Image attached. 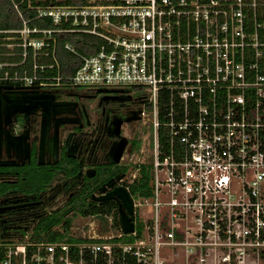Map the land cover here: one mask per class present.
I'll return each mask as SVG.
<instances>
[{
	"label": "built area",
	"instance_id": "2783aa9c",
	"mask_svg": "<svg viewBox=\"0 0 264 264\" xmlns=\"http://www.w3.org/2000/svg\"><path fill=\"white\" fill-rule=\"evenodd\" d=\"M60 1L0 42V86L134 100L147 161L130 185L149 163L152 195H132V233L98 212L57 242L63 222L37 240L40 225L12 222L0 195V264H264V0ZM57 34L102 44L86 56L66 43L81 61L68 77Z\"/></svg>",
	"mask_w": 264,
	"mask_h": 264
},
{
	"label": "flooded vegetation",
	"instance_id": "af4514ba",
	"mask_svg": "<svg viewBox=\"0 0 264 264\" xmlns=\"http://www.w3.org/2000/svg\"><path fill=\"white\" fill-rule=\"evenodd\" d=\"M41 91L54 92L57 102L69 101L75 105L72 114L58 117L67 120L60 124L58 130V164H48L51 158L47 154L44 163H39L40 112L30 115L29 122L23 113H17L7 127L11 137L29 130L28 159L17 158L16 149L9 147L8 136L3 135L0 140V186L5 191L3 197L8 202L5 207L9 208L11 221L20 226V222L26 218L39 226L53 216L63 218L64 224L68 218L82 216V211L95 206V197L130 185L142 148V125L131 114L134 100L116 94L99 93L95 89L49 88ZM54 134L55 122H52L50 137ZM122 139H127L128 143L120 162L116 163L111 152ZM5 162L17 164L1 165ZM110 181H113V185L108 187ZM102 188H106L104 193ZM35 215L37 218L34 221Z\"/></svg>",
	"mask_w": 264,
	"mask_h": 264
},
{
	"label": "water",
	"instance_id": "95a60500",
	"mask_svg": "<svg viewBox=\"0 0 264 264\" xmlns=\"http://www.w3.org/2000/svg\"><path fill=\"white\" fill-rule=\"evenodd\" d=\"M99 93H107L106 90H99ZM109 99L108 97H106ZM112 100L117 98H110ZM75 103L69 101L57 102L54 92H45L37 88H24L14 86H0V140L3 135L6 137L9 147L16 149V156L19 159H28L30 153L28 150L29 143V130H26L17 137H11L7 127L13 122L17 113H23L28 121L30 115L34 113H41L42 128L41 140L39 150V163L43 164L46 154L51 158L48 164L59 163V127L60 124L66 123L65 119H58L62 115L72 114V107ZM29 122V121H28ZM55 122V134L51 138V125ZM120 123V122H119ZM119 136V132L116 133ZM127 139H122L117 145L114 146L111 155L113 160L118 163L125 151ZM46 147L48 152H46ZM8 157H11L8 155ZM15 162H5L1 165H16ZM120 177L117 178V181ZM113 185V181L108 183V187ZM106 188H102L104 193ZM116 200L119 205V215L122 229L125 233H132L134 231V223L132 222L133 216V199L132 195L126 187H118L113 189L107 195L95 197V202L103 203ZM9 210V208H3Z\"/></svg>",
	"mask_w": 264,
	"mask_h": 264
},
{
	"label": "trees",
	"instance_id": "16d2710c",
	"mask_svg": "<svg viewBox=\"0 0 264 264\" xmlns=\"http://www.w3.org/2000/svg\"><path fill=\"white\" fill-rule=\"evenodd\" d=\"M51 0H0V42L4 41L8 37H16L13 34L14 31H19L23 28V22L33 20L36 17V7L47 6ZM56 2V0H53ZM61 4L67 5H86L87 0H61ZM18 7V8H17ZM31 27H38L41 29L53 28V25L49 19H39L31 22ZM58 48H57V59L60 65L63 67V74L65 76H72L75 74L77 69L80 67V59L75 54H72L65 50L64 46L66 43L72 44L78 53L82 55H92L97 52L102 44V40L86 34H57ZM20 60V59H18ZM46 61V60H45ZM45 61H42L43 63ZM31 60L28 61L29 65ZM138 149L140 144H138ZM54 177V175H53ZM31 178H37V176ZM151 166L149 163L141 165L140 173L137 179L129 185L131 195L140 198H149L152 195L151 191ZM0 195L4 196L5 191L0 186ZM114 211L115 219L118 220L119 205L115 201L104 202L100 207L95 203V206L88 210L82 211V215L89 216L94 215L98 212L111 213ZM31 216V215H30ZM28 217V216H27ZM36 215L35 219L36 220ZM72 219H66L64 225V234L57 232H51L48 234L47 240L50 242L57 241H70L68 233L71 230ZM63 222V218L53 216L45 224L40 225L36 230V239L41 240L42 237L40 232L43 231L48 233L54 226H58ZM118 222V221H117Z\"/></svg>",
	"mask_w": 264,
	"mask_h": 264
},
{
	"label": "rangeland",
	"instance_id": "374dc122",
	"mask_svg": "<svg viewBox=\"0 0 264 264\" xmlns=\"http://www.w3.org/2000/svg\"><path fill=\"white\" fill-rule=\"evenodd\" d=\"M37 1H40V0H37ZM144 156L142 155V154H139L138 155V158H137V162L139 163V162H144ZM146 160V159H145ZM147 161V160H146Z\"/></svg>",
	"mask_w": 264,
	"mask_h": 264
}]
</instances>
